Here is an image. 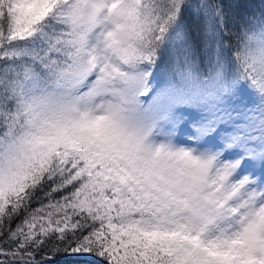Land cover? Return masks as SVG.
<instances>
[{"label": "snow or ice", "instance_id": "1", "mask_svg": "<svg viewBox=\"0 0 264 264\" xmlns=\"http://www.w3.org/2000/svg\"><path fill=\"white\" fill-rule=\"evenodd\" d=\"M61 254L264 264V13L0 0V264Z\"/></svg>", "mask_w": 264, "mask_h": 264}, {"label": "trees", "instance_id": "2", "mask_svg": "<svg viewBox=\"0 0 264 264\" xmlns=\"http://www.w3.org/2000/svg\"><path fill=\"white\" fill-rule=\"evenodd\" d=\"M221 2L230 15L234 13L238 17H242L245 15L259 16L264 13V0H221ZM14 226L15 222L13 223ZM51 264H79V262L74 256L61 254L55 257Z\"/></svg>", "mask_w": 264, "mask_h": 264}]
</instances>
